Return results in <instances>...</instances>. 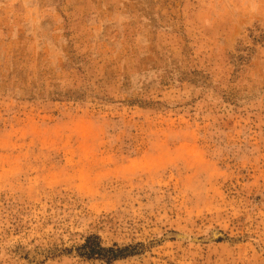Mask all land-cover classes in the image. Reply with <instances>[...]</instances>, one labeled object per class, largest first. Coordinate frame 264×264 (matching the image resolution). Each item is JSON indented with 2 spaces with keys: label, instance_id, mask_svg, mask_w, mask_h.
Here are the masks:
<instances>
[{
  "label": "rangeland",
  "instance_id": "rangeland-1",
  "mask_svg": "<svg viewBox=\"0 0 264 264\" xmlns=\"http://www.w3.org/2000/svg\"><path fill=\"white\" fill-rule=\"evenodd\" d=\"M0 264H264V0H0Z\"/></svg>",
  "mask_w": 264,
  "mask_h": 264
},
{
  "label": "trees",
  "instance_id": "trees-1",
  "mask_svg": "<svg viewBox=\"0 0 264 264\" xmlns=\"http://www.w3.org/2000/svg\"><path fill=\"white\" fill-rule=\"evenodd\" d=\"M100 240L101 238L97 234L87 235L84 241H82L83 243L77 247L79 255L86 258L105 260L107 263H110L113 260L132 254L129 251V246H106Z\"/></svg>",
  "mask_w": 264,
  "mask_h": 264
}]
</instances>
